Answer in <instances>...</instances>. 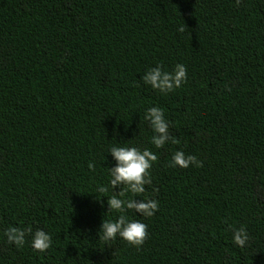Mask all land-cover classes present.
<instances>
[{
	"label": "trees",
	"instance_id": "trees-1",
	"mask_svg": "<svg viewBox=\"0 0 264 264\" xmlns=\"http://www.w3.org/2000/svg\"><path fill=\"white\" fill-rule=\"evenodd\" d=\"M178 63L171 93L141 79ZM154 106L179 144L151 143ZM117 145L158 157L121 197L157 200L151 217L108 211ZM177 150L203 166H170ZM121 214L147 224L143 246L99 239ZM10 226L52 245L9 244ZM0 264H264V0H0Z\"/></svg>",
	"mask_w": 264,
	"mask_h": 264
},
{
	"label": "clouds",
	"instance_id": "clouds-1",
	"mask_svg": "<svg viewBox=\"0 0 264 264\" xmlns=\"http://www.w3.org/2000/svg\"><path fill=\"white\" fill-rule=\"evenodd\" d=\"M241 0H236L237 6ZM186 25H181L177 31L183 33ZM145 84L150 85L160 93L168 94L180 88L187 82V68L183 64H176L172 71H166L161 65L152 67L141 77ZM144 119L150 123L155 133L151 137V143L156 148H162L167 142L179 144L180 141L169 133L170 122L166 120L163 109L151 107L147 109ZM116 164L109 168L111 175L110 185L113 189L119 188L116 194L107 199L108 211L124 213L126 210H134L141 216L151 217L159 209V202L154 199H122L126 192L130 191L134 195L143 194L145 186L152 184L151 168L158 157L151 150H141L135 146H112L109 149ZM191 165L202 167L203 164L195 155H186L184 151L177 150L171 160L170 166L188 168ZM91 171L95 170V165L90 162L88 165ZM123 186V187H121ZM100 193H106L108 188L101 186ZM155 191V189H154ZM100 199V198H97ZM233 232V242L244 247L250 239L245 226L235 228L229 225ZM31 234V246L38 252H46L52 245V237L43 229H36L33 232L31 226L21 228L10 226L5 229L4 236L9 244L23 247L26 236ZM99 239L104 242L115 240L117 236L134 247H141L149 238L147 224L140 220H130L126 215H119L115 221L103 220L99 229Z\"/></svg>",
	"mask_w": 264,
	"mask_h": 264
}]
</instances>
